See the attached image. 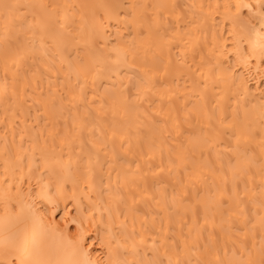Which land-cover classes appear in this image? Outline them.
<instances>
[{"label":"bare ground","instance_id":"bare-ground-1","mask_svg":"<svg viewBox=\"0 0 264 264\" xmlns=\"http://www.w3.org/2000/svg\"><path fill=\"white\" fill-rule=\"evenodd\" d=\"M0 264H264V0H0Z\"/></svg>","mask_w":264,"mask_h":264}]
</instances>
